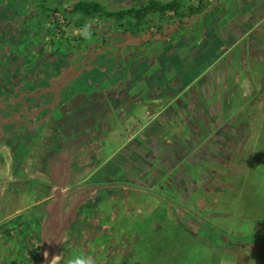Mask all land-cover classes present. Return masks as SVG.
Wrapping results in <instances>:
<instances>
[{
    "label": "rangeland",
    "instance_id": "rangeland-1",
    "mask_svg": "<svg viewBox=\"0 0 264 264\" xmlns=\"http://www.w3.org/2000/svg\"><path fill=\"white\" fill-rule=\"evenodd\" d=\"M75 1L0 0V6L8 11L6 21L22 20L29 29L27 46H20L19 51H35L37 42L42 48L50 45L49 40L47 45L42 38L37 41L46 32L58 52H66V44L59 45L60 40L74 44V56L70 57V66L75 67L73 77L61 93L65 116L54 138H49L50 148L64 144L70 149L73 163L77 154L83 156L82 151L88 153L92 148L94 130H100L104 123L105 108L92 99L91 93L112 85L107 74L119 69L111 52L82 51L83 45L91 43L96 25L93 19L83 22L78 14L69 13ZM94 1L111 11L147 0ZM180 1L186 8L200 0ZM207 1L206 11L214 18L240 24V30L227 25V36L215 31L218 37L212 33L207 39L213 43L209 48L218 60L213 78L201 74L205 69L202 60L197 68L188 62L187 52L200 45L204 31L193 46L184 43L185 35L174 38L180 31L170 35L172 40L167 43L131 46L122 53L129 70L142 72L131 83L133 91L146 85L155 90L154 82L149 85L141 80L145 70L159 71L156 74L166 86L161 84L159 106L165 110L155 116L154 105L134 95L133 141L120 146L117 142L121 137L109 129L108 147L119 146L117 155L107 162L96 158L97 163L105 162L100 175L110 186L103 194L85 199L84 206L73 208L67 221H60L65 233L54 240L53 254L40 253L39 264L46 260L48 264H72L84 254L90 264H264V25L251 24L264 21V0L245 11L232 10L239 6L238 0ZM246 1L248 6L250 1ZM166 19L152 14L146 25L156 33ZM193 19L189 22H196ZM104 21L112 27L117 25ZM81 36L87 39L75 40ZM159 54L167 56L163 64H157ZM149 57L155 61L148 69ZM197 70L201 75L193 81L189 74ZM103 73L106 76L102 78ZM122 75L127 77L128 73L123 70L115 76ZM165 97L170 98L167 103ZM143 117L150 120V128L143 126ZM194 226L199 230L193 235L188 228ZM49 237L44 243L50 244L52 235Z\"/></svg>",
    "mask_w": 264,
    "mask_h": 264
},
{
    "label": "crops",
    "instance_id": "crops-1",
    "mask_svg": "<svg viewBox=\"0 0 264 264\" xmlns=\"http://www.w3.org/2000/svg\"><path fill=\"white\" fill-rule=\"evenodd\" d=\"M238 1L239 6L232 7V10L237 8L245 11V8L252 7L251 4L259 5L258 0H249L248 6L246 0ZM26 9H21V11L26 14L28 13ZM237 15L241 18L240 11ZM7 16L6 7L0 6V43L2 44L0 48L4 54L14 55L20 52V46H27L30 34L22 20L20 23L19 21L9 23L6 21ZM207 16L204 20L202 15L197 13L184 17L182 22L174 18L160 25L156 33L151 31L149 25H142L141 28L147 30L141 36H129L118 45L133 44L135 41H141L138 47L155 41L167 43L172 40V37L169 38L170 35L175 36L181 31L174 38L185 35L187 41L184 39V43L193 46V43L198 41L197 36L204 31L200 45L187 52L188 62L194 63L193 67L197 68V64L202 60L205 69L201 71V74L206 73L205 77L210 75L213 78L218 60L214 50L210 51L209 48L213 43L208 42L207 39H210L209 36L212 33L217 36L215 31L219 33L227 31V25H236L235 29L240 30L238 28L240 24L226 18L221 20L214 18L215 16L213 17L211 13ZM193 17L196 22H189ZM251 24L260 26L264 25V21ZM46 33L41 35L37 41L42 38V43L47 45L50 41L51 44L42 48L43 45L37 42L38 45H35V52L38 56L36 64H26L24 57H21L16 60L17 66L0 71V211H2L0 212V264L9 262L11 264H39L40 253L53 254L55 252L54 240L65 233L64 225L61 226L60 221L62 219L67 221L66 219L73 213V208L86 204L85 199L95 193L103 194V189H108L110 183L104 181V175H100L101 168L104 167L105 162L113 160L119 149V146L108 147L110 142L108 130L110 129L112 134L116 133L121 137L117 142L120 146L133 141L135 136L131 134L130 129L135 125L134 109L131 104L135 98L134 95H141L139 100L154 105L155 116L161 115L165 110L159 106L161 87H163L161 84L164 85L165 80L156 74L159 71L149 69L153 66L154 57H149L148 61L151 60V65L147 66L149 70H145L141 83L151 85L154 82L157 88L153 90L147 88L146 85L140 90L133 91L131 83L136 74L139 75L142 72L137 69H128V60L122 55L128 49L119 50L115 46L98 48L95 43L91 44L88 50L83 49L82 51L86 53L111 52L112 56H115L113 59L117 61L120 71L125 70L128 76L123 77L122 75L118 78L115 75L121 73L119 69L114 70V74H107L113 84H106L103 88L91 93L92 99L98 101V104L106 109L101 119L105 128L101 126L100 130H94L92 137L95 144L93 143L88 153L82 151L85 155L77 154V161L73 163L74 155L70 153V149L64 144L60 148H50L52 141L49 138H54V132L56 133L57 127L62 124V116H65L63 110L66 108L63 106L61 93L65 91L63 90L64 85L73 77L75 67L70 66V57L74 56V49L70 52L55 51L51 36L48 32ZM224 35L227 36L226 33ZM216 40L219 41V39ZM220 42L223 44L221 40ZM227 45H230L229 38ZM138 47H132V49ZM89 55L88 60H90ZM166 57L159 54L157 64H163ZM28 65L30 67H27ZM199 72L197 70L191 74L188 71L189 77H192L194 81L197 79L196 76H199ZM93 76L96 77L95 74ZM105 76L106 74L103 73L100 77ZM87 80L83 79L84 82ZM118 83L121 85L119 86ZM173 89L176 88L173 87ZM141 119L143 126L150 128V120L144 117ZM120 125L126 129H121ZM115 126L116 130L113 128ZM96 158H103L105 162L97 163ZM65 203L68 204L66 211H64ZM61 212L64 213L61 214ZM51 235L50 244L49 242L44 243ZM45 262L44 264H48V260Z\"/></svg>",
    "mask_w": 264,
    "mask_h": 264
},
{
    "label": "trees",
    "instance_id": "trees-1",
    "mask_svg": "<svg viewBox=\"0 0 264 264\" xmlns=\"http://www.w3.org/2000/svg\"><path fill=\"white\" fill-rule=\"evenodd\" d=\"M209 5L207 0H200L197 5H188L186 8H183L180 0H147L145 3L131 6L129 8L117 9L112 11H107L99 2L94 0H78L71 5L70 11L74 13H79L81 21H86V19L95 18L99 20H114L117 25L114 27L101 23L102 25H97V28L94 29V33H92L91 37L92 41L89 44H85L82 46V49L88 50L91 44L95 43L93 39L97 42L96 47L100 48L102 46L106 47H118L121 49H129V47H138V44L141 41H135L133 44H125L124 46H119L122 41H124L127 37H139L142 33H144L147 29L141 28V26L150 18V15L157 14L159 18L166 17V21H170L174 18H177V21L182 22L184 17L192 16L197 13L201 14L203 19L206 20L208 11H206L207 6ZM104 17V19H102ZM165 21V22H166ZM107 22V21H105ZM109 22V21H108ZM89 29H86V32ZM80 38L86 40L87 38L78 37L75 40L79 41ZM66 43L62 40L59 41V45H65V51H68L74 48V44L70 41L66 40ZM99 43V45H98ZM79 45V44H78ZM79 47H81L79 45ZM78 47V48H79ZM184 213V212H183ZM200 223L201 220H199ZM190 230V234L199 230V227L194 226L193 228H188ZM193 234V235H194ZM252 239V238H249ZM81 257L85 258V254L81 255Z\"/></svg>",
    "mask_w": 264,
    "mask_h": 264
},
{
    "label": "water",
    "instance_id": "water-1",
    "mask_svg": "<svg viewBox=\"0 0 264 264\" xmlns=\"http://www.w3.org/2000/svg\"><path fill=\"white\" fill-rule=\"evenodd\" d=\"M63 41V40H62ZM65 41V40H64ZM66 42V41H65ZM2 44L0 43V46ZM34 49V48H33ZM30 48V51H28V49H24L23 52H17L16 54L7 57L6 55H4V52L2 51V49L0 48V71L5 70L6 68L9 70L10 68H14L15 66H17L18 62L16 61L17 59H20L21 57H24L26 64H36V60L38 59L37 53ZM56 50V49H55ZM57 51V50H56ZM70 51V50H68ZM24 55V56H23ZM31 57H35L34 60L31 59ZM127 60V59H126ZM31 62V63H30ZM27 67H30L29 65ZM121 74H119L120 76ZM120 78V77H119Z\"/></svg>",
    "mask_w": 264,
    "mask_h": 264
},
{
    "label": "flooded vegetation",
    "instance_id": "flooded-vegetation-1",
    "mask_svg": "<svg viewBox=\"0 0 264 264\" xmlns=\"http://www.w3.org/2000/svg\"><path fill=\"white\" fill-rule=\"evenodd\" d=\"M78 1V0H77ZM77 1H75V2H77ZM98 2V1H97ZM138 5H140V4H138ZM131 7V6H130ZM127 8H129V7H127ZM117 10V9H116ZM112 11V10H111ZM69 13H74V12H69ZM76 14H78L79 15V17H80V14L79 13H76ZM91 19H93V18H91ZM95 19H97V18H95ZM98 19H100L99 17H98ZM94 20V19H93ZM92 20V21H93ZM110 21H114V20H110ZM106 23L105 21H102V20H100V21H94V23H95V25H98V23ZM115 22V21H114ZM116 23V22H115ZM56 25H58V24H56ZM94 25V24H93ZM143 25H146V22L143 24ZM94 33V32H93ZM81 40V39H80ZM123 72V71H122ZM120 73H121V71H120ZM123 75H124V73H123ZM124 77V76H123ZM169 101V97H165L164 98V102L165 103H167Z\"/></svg>",
    "mask_w": 264,
    "mask_h": 264
},
{
    "label": "clouds",
    "instance_id": "clouds-1",
    "mask_svg": "<svg viewBox=\"0 0 264 264\" xmlns=\"http://www.w3.org/2000/svg\"><path fill=\"white\" fill-rule=\"evenodd\" d=\"M72 264H90V262L83 257H77L72 261Z\"/></svg>",
    "mask_w": 264,
    "mask_h": 264
}]
</instances>
